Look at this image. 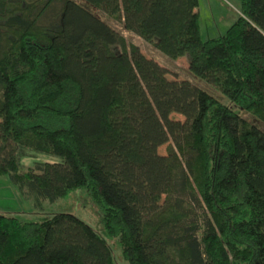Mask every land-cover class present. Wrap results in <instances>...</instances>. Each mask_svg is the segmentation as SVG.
Masks as SVG:
<instances>
[{
    "label": "trees",
    "instance_id": "trees-1",
    "mask_svg": "<svg viewBox=\"0 0 264 264\" xmlns=\"http://www.w3.org/2000/svg\"><path fill=\"white\" fill-rule=\"evenodd\" d=\"M239 3L202 41L198 0H0V176L35 207L84 190L127 264H264V0ZM28 153L57 161L22 169ZM0 264L114 262L58 213L0 215Z\"/></svg>",
    "mask_w": 264,
    "mask_h": 264
},
{
    "label": "rangeland",
    "instance_id": "rangeland-1",
    "mask_svg": "<svg viewBox=\"0 0 264 264\" xmlns=\"http://www.w3.org/2000/svg\"><path fill=\"white\" fill-rule=\"evenodd\" d=\"M82 6L91 10L84 3ZM197 11L200 38L202 41H206L223 35L237 20L240 15V3L239 0H198ZM108 22L122 33L128 43L137 46L143 55L164 68L167 71V79L189 80L191 76L188 73L189 64L186 58L169 60L137 36L123 31L119 23ZM222 102L229 104L226 99H222ZM243 117L249 118L247 115H243ZM171 118L176 121L184 120L178 114H172ZM172 150L176 151L171 141L161 146L157 151L159 159L167 162ZM56 161L54 158L28 153L21 160V164L22 169H27L32 167L35 162L54 163ZM58 213L71 214L87 224L105 242L114 264H127L121 257V249L116 239L106 234L101 209L87 196L84 190L71 191L63 199L54 202L44 201L41 206L35 207L32 198L21 193L7 175L0 176V215L15 217L22 222H41ZM197 213H200L198 208Z\"/></svg>",
    "mask_w": 264,
    "mask_h": 264
}]
</instances>
